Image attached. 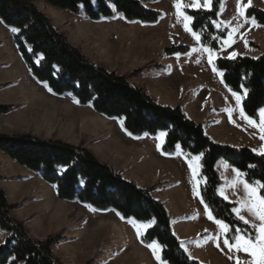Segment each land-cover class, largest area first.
<instances>
[{"label": "trees", "instance_id": "trees-1", "mask_svg": "<svg viewBox=\"0 0 264 264\" xmlns=\"http://www.w3.org/2000/svg\"><path fill=\"white\" fill-rule=\"evenodd\" d=\"M35 1L0 0V20L6 27L20 30L13 34L14 43L34 78L47 84L57 96L70 95L80 105H90L99 115L122 120L125 130L134 137L165 132L162 150L166 155H174L179 146L189 157L200 156L204 179L202 197L214 217L229 225V237L234 236L236 230L253 235L254 229L237 218L236 204L218 195L221 180L216 165L225 160L244 173L250 184H264V156L248 147L214 142L203 125L190 119L181 107L161 104L144 88L130 83L127 77L89 60L55 27ZM41 1L74 14L83 10L92 21L122 14L130 23L154 25L162 18L161 12L146 7L140 0ZM221 9L222 0H212L210 10L185 9L192 17V30L200 36L201 44L215 51L223 48L230 32L220 21ZM246 18L264 26V10L260 8L249 7ZM190 50L188 45H175L164 53L171 56ZM214 66L223 73L225 86L241 95L245 113L259 120L260 110L264 108V54L257 58L220 57ZM245 90L247 95H244ZM11 110V105H0L1 115ZM0 151L32 173L40 174L46 183L56 188L62 201H77L98 211L113 210L124 220L154 221L141 241L145 245L158 242L162 246V259L168 264H202L182 247L166 206L152 194L154 189H145L125 178L83 144L77 146L54 137L42 139L31 134L0 133ZM261 195L264 197V187H261ZM18 207L9 202L6 191L0 187V233H8L0 244V264H65L53 253V246L62 236L34 240L25 223L11 216V210Z\"/></svg>", "mask_w": 264, "mask_h": 264}, {"label": "crops", "instance_id": "crops-1", "mask_svg": "<svg viewBox=\"0 0 264 264\" xmlns=\"http://www.w3.org/2000/svg\"><path fill=\"white\" fill-rule=\"evenodd\" d=\"M140 1L146 7L161 12L162 18L157 24L148 25L141 22L130 23L122 14L118 15L126 25L137 27L140 30V48L138 49L140 57L136 58L132 55L127 58V54L116 52V64L119 63L120 66L122 59L123 69L118 70L116 66L112 71L123 76L137 68H146L140 75L139 87L144 88L154 99L166 106L181 107L190 119L203 125L207 135L214 142L233 147H248L259 154L264 148V139H261L264 132L260 130L262 117L259 115V120L249 117L243 109L242 99L238 105L233 96L234 92L225 86L220 72L213 69L215 60L224 56V49L227 45L231 49L229 54H235L233 57L228 55L229 58L243 54L257 58L264 54V26L259 25L255 20L253 23V19L246 18V10L249 7L264 10V0H251L250 6L244 9L243 16L239 14L238 4L248 5V0H222L219 17L221 23L229 28L230 33L226 39L229 43H224V47L219 51L203 46L200 39L196 40L192 35L194 32L192 20L185 21L184 19L188 16L185 9L210 10L212 0L211 7L208 8L204 7L205 0ZM197 3L199 7L194 6ZM177 4L180 5L179 12ZM46 6L52 12L57 11L50 5ZM185 23L189 24L191 31L185 29ZM2 30L10 34L11 28L6 27L0 20V33ZM185 37L190 38V41L185 40ZM6 39L0 34L1 55L4 53ZM250 42H255L258 48L250 46ZM182 43L191 45L188 53L171 56L164 53L167 48L182 45ZM193 48L198 50L194 52ZM205 48L210 49L211 53L203 51ZM210 54L211 63H209ZM137 60L138 62H135ZM241 109L246 117L255 122L254 124H249L248 119L241 116ZM129 139H131L130 142L116 153L117 156L113 155L107 163L139 186L154 189L153 196L166 206L172 219L174 234L181 241L187 254L202 264H237V260L239 264H251L252 257L248 253L235 249L228 250L223 244L224 233L215 223L216 218L212 213L214 219H209L205 211L206 203L202 197L204 179L201 176V157L199 160H194L193 157L184 154L179 146L174 155L164 154L162 147L166 139L165 132H160L157 136L144 135L143 137H134L129 134ZM190 164L193 167H190ZM10 167H16L25 174H35L0 151V180L5 175L11 174L8 171ZM193 169H195V175ZM216 170L221 180L218 195L236 204V208H241L242 201L251 203L256 198L263 197L261 187L250 184L244 173L232 167L225 160L218 161ZM234 170L242 173L239 181H246L256 188L255 197H249L244 190L243 183L237 182ZM44 183L49 185L45 181ZM0 187L6 191L11 204H18V200H25L26 195L29 196L31 193V190L26 187L20 190L14 188L11 193L8 190L10 186L3 185L1 181ZM18 208L11 210V216L25 223L27 217L33 213L31 212L33 207L30 212ZM208 210L211 211L209 207ZM240 215L250 222L260 223L247 207L241 209ZM121 220L123 225L131 228L136 238L132 241V245L123 244L117 259L108 260L107 264H168L162 259V246L158 242L155 243L160 247L154 254L152 248L141 241L145 232L154 225V221L138 223L122 218ZM145 225L148 226L145 227ZM137 228L140 229L139 235H137ZM50 229L51 225H48L44 236L37 239L32 238L44 240L50 236ZM7 236V232L0 233V239H2L0 244ZM216 237H219V247H217ZM157 255L160 256L159 260L156 259ZM62 260L65 263L69 262L64 258Z\"/></svg>", "mask_w": 264, "mask_h": 264}, {"label": "rangeland", "instance_id": "rangeland-1", "mask_svg": "<svg viewBox=\"0 0 264 264\" xmlns=\"http://www.w3.org/2000/svg\"><path fill=\"white\" fill-rule=\"evenodd\" d=\"M35 4L73 46L97 65L110 71L116 66L122 70V59L120 66L116 64V52L127 54V58L140 57V30L126 25L118 15L92 21L83 10L74 14L56 8L57 11L52 12L41 0H36ZM0 34L7 38L4 53L0 54V105L12 106L10 113L0 114V133L31 134L42 139L54 137L77 146L83 144L105 163L113 155L117 156L116 153L131 140L123 121L99 115L90 105H80L70 95L57 96L49 91L47 84L38 82L25 65L13 43L14 33L2 30ZM184 39L190 41L188 37ZM250 46L258 48L255 42H250ZM230 50L227 45L223 57H233ZM145 69L140 67L123 76L139 87L140 75ZM8 171L11 174L0 181L10 186L11 193L14 188L31 190L25 200L17 201L18 209L30 212L33 207V213L25 222L29 235L34 239L44 236L51 225L50 235L62 236L53 246L54 256L61 261L68 260L63 261L65 264H107L108 260L117 259L123 244H133L135 235L131 228L122 224L115 211H98L77 201H62L55 187L45 184L40 174H25L16 167Z\"/></svg>", "mask_w": 264, "mask_h": 264}, {"label": "snow or ice", "instance_id": "snow-or-ice-1", "mask_svg": "<svg viewBox=\"0 0 264 264\" xmlns=\"http://www.w3.org/2000/svg\"><path fill=\"white\" fill-rule=\"evenodd\" d=\"M93 2H94V0H93ZM250 4H251V0H248V5L240 6L238 4V10H239V14L241 16L244 15V9L248 6H250ZM194 6L199 7V4L197 3ZM176 7H177V10L179 12L180 5L177 4ZM204 7L205 8L211 7V0H205ZM181 15H182V13H181ZM184 19H185V21H191L192 17L185 16ZM252 22L255 23L254 20ZM217 26H219V25H217ZM184 27L186 30L191 31L188 23H185ZM11 31L13 33H17L20 30L15 28V27H12ZM233 31H235V29H233ZM192 35L195 37L196 40L200 39V36L197 35L195 32H193ZM224 43L227 44V43H229V41L225 40ZM197 50L198 49H196V48L192 49V51H194V52ZM203 51L211 53V50L208 48L203 49ZM232 55L234 56L235 54H232ZM211 62H212V59H211V54H210L209 55V63H211ZM213 70L215 71L216 69L214 68ZM220 75H223V73H220ZM48 90L51 91V88H49ZM244 95H247V90H245ZM233 96L235 97L236 102L239 105L242 97L240 95L236 94L235 92L233 93ZM241 116L245 119H248L249 124L255 123L253 120L249 119L248 117H246L244 115L243 109H241ZM260 116L262 117V119L260 121V130H261V132H264V109L260 110ZM161 135H164V134L161 133ZM261 139H264V136H261ZM259 154L264 156V148H262L260 150ZM193 159L199 160L200 156L193 157ZM190 167H193V166L190 164ZM234 171H236L237 182L243 183L244 190L248 194V196L249 197H255L256 188L250 186L249 183H247L246 181H239V177L242 175V173H240L238 170H234ZM193 174L195 175V169H193ZM256 184L259 187H264V184H260L259 182H256ZM197 195H199V192H197ZM225 198H227V197H225ZM201 202H203V201H201ZM245 207H247V209L253 214L255 219L260 222L259 224H256L254 222H250L243 215H240L241 209L245 208ZM205 211L207 212L209 219H214L212 212L208 210L207 205H205ZM234 212L237 214V218L239 220L243 221L245 224H250V227L252 229H254V234L253 235L241 234V230H236V234L232 237H229L227 235V233L230 230L229 225L227 223L220 221L219 219H216L215 223L220 226L222 232L224 233L223 244L228 248L229 251H232L233 249H235L236 251H244V252L248 253V255H250L252 257L251 264H264V197H258L251 203L242 201L241 202V208H235ZM147 226L148 225H145V227H147ZM139 234H140V229L137 228V235H139ZM215 239L217 240V247H219L220 246L219 245V237H216ZM230 239L233 241L232 243H230ZM148 247L152 248L153 253L156 254V252L160 246L158 244H156L155 242H152L148 245ZM156 259L159 260L160 256L157 255ZM237 264H239V260H237Z\"/></svg>", "mask_w": 264, "mask_h": 264}]
</instances>
